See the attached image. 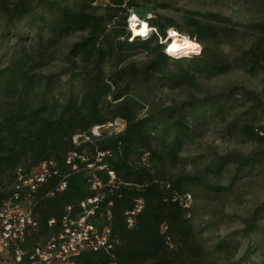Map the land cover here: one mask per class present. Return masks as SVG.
Listing matches in <instances>:
<instances>
[{
  "label": "trees",
  "instance_id": "1",
  "mask_svg": "<svg viewBox=\"0 0 264 264\" xmlns=\"http://www.w3.org/2000/svg\"><path fill=\"white\" fill-rule=\"evenodd\" d=\"M164 7L166 0H0V206L14 199L19 177L48 169L31 194L36 226L25 251L57 236L63 218L91 212L85 222L105 244L74 264H264V203L212 247L202 233L215 223L196 229L184 203L201 186L226 194L264 179L261 95L242 87L191 94L199 79L232 70L264 75V20L239 24L191 11L175 20L157 14ZM131 15L147 24L146 37L131 33ZM170 29L200 45L198 54L167 55ZM55 62L57 71H44ZM175 93L183 99H168ZM116 122L121 129L100 130ZM209 125L254 147L203 165V177L229 176L224 188L171 172ZM88 200L95 201L81 208Z\"/></svg>",
  "mask_w": 264,
  "mask_h": 264
},
{
  "label": "rangeland",
  "instance_id": "2",
  "mask_svg": "<svg viewBox=\"0 0 264 264\" xmlns=\"http://www.w3.org/2000/svg\"><path fill=\"white\" fill-rule=\"evenodd\" d=\"M169 7L158 9L157 14L167 18L177 19L184 11L197 12L200 14L211 13L218 14L221 17L229 18L234 23L246 24L249 22L264 20V0H166ZM149 17V16H148ZM136 23V28L143 23ZM141 24V25H140ZM132 33L131 27L129 26ZM169 31L166 32V43L170 41ZM134 35V34H133ZM136 36V35H134ZM141 37V36H140ZM77 40L76 37L66 40L60 47L61 52L66 51L68 44ZM167 48V47H166ZM200 50L197 49L196 52ZM224 52L232 57L235 55L234 49L224 48ZM190 55H195L191 53ZM189 55V56H190ZM181 56V57H189ZM59 63H52L46 70L55 72L59 68ZM201 87L198 91H191L195 97H201L205 93H216L227 91L232 87H242L247 91L260 94L264 103V75L255 77L244 74L240 70H232L230 73L213 79H199ZM168 99L179 101L183 99L181 93L167 95ZM236 99L240 96L236 95ZM167 101V100H165ZM170 101V100H168ZM170 103V102H167ZM242 108L237 111L240 112ZM260 126L264 125V117ZM121 122L103 127L102 131L110 129L112 131L121 129ZM99 128H94L93 133L96 134ZM254 149L253 145L246 143L238 137H227L222 134L220 128L216 125H209L202 129V133L195 142L187 145L180 153V157L185 160V165H179L171 172L176 175H190L203 178L204 183L213 187H227L229 185V176L223 174L214 176L207 174L203 177L201 170L203 165L207 164L216 156H224L229 153H235L246 156ZM264 203V179L254 178L240 182L231 191L226 194H216L208 191V188L201 186L194 190V196H191L189 210L191 213V221L193 227L199 229L211 223H215L210 230L202 233L205 246L212 247L221 238L227 234L240 230L242 225L239 218H245L250 215L254 208ZM219 220L222 222L217 223ZM217 223V224H216ZM258 264L259 260H253Z\"/></svg>",
  "mask_w": 264,
  "mask_h": 264
},
{
  "label": "built area",
  "instance_id": "3",
  "mask_svg": "<svg viewBox=\"0 0 264 264\" xmlns=\"http://www.w3.org/2000/svg\"><path fill=\"white\" fill-rule=\"evenodd\" d=\"M132 16L134 15L130 18ZM69 161L68 159L67 163ZM47 173L46 165L42 164L27 174L24 180L19 177L17 186L14 188V199H9L0 206V264H74L75 258L80 253L98 251L104 247V234L97 235L94 227L85 222V218L91 213L88 212L85 217L77 219L63 218L60 233L38 245L31 252L21 248L25 243V235L36 226L32 215L31 194L43 182ZM18 192L24 193L19 200ZM94 201L88 200L80 206L85 208L86 204ZM184 203L188 208L190 196H186ZM52 223L53 221L49 222L50 225Z\"/></svg>",
  "mask_w": 264,
  "mask_h": 264
},
{
  "label": "clouds",
  "instance_id": "4",
  "mask_svg": "<svg viewBox=\"0 0 264 264\" xmlns=\"http://www.w3.org/2000/svg\"><path fill=\"white\" fill-rule=\"evenodd\" d=\"M139 22L137 20V17L132 16L130 18V27L134 31V35H140L142 37H146L148 35V32L150 31L148 29L147 24H143V27L140 29V31H136V23ZM143 23V22H140ZM169 37L174 38L171 45H169L166 48V54L169 56H173L175 58H180L181 56H189L191 53L196 52L199 48V45L194 44L187 35H181L175 30L170 29L169 30ZM162 42H165L162 40ZM198 54V53H197Z\"/></svg>",
  "mask_w": 264,
  "mask_h": 264
},
{
  "label": "bare ground",
  "instance_id": "5",
  "mask_svg": "<svg viewBox=\"0 0 264 264\" xmlns=\"http://www.w3.org/2000/svg\"><path fill=\"white\" fill-rule=\"evenodd\" d=\"M141 25V24H140ZM143 27V24L141 25V26H139L138 28H136L135 30L138 32V31H140V29ZM131 30H132V33L134 34V31H133V29L131 28ZM136 36H140V35H136ZM142 37V36H141ZM170 38V37H169ZM173 39L174 38H170V41H169V43L167 44V47L169 46V45H171V43L173 42ZM199 49V48H198ZM194 53V52H193Z\"/></svg>",
  "mask_w": 264,
  "mask_h": 264
}]
</instances>
